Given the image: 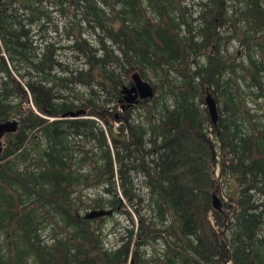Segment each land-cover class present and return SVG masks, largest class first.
Here are the masks:
<instances>
[{
  "label": "trees",
  "instance_id": "1",
  "mask_svg": "<svg viewBox=\"0 0 264 264\" xmlns=\"http://www.w3.org/2000/svg\"><path fill=\"white\" fill-rule=\"evenodd\" d=\"M263 91L264 0H0V264H264Z\"/></svg>",
  "mask_w": 264,
  "mask_h": 264
},
{
  "label": "water",
  "instance_id": "2",
  "mask_svg": "<svg viewBox=\"0 0 264 264\" xmlns=\"http://www.w3.org/2000/svg\"><path fill=\"white\" fill-rule=\"evenodd\" d=\"M120 92L122 95V99L126 102H135L138 99L150 97L153 93V88L151 84L140 77L137 71H133L131 73V81L128 85H121ZM204 103L205 107L207 109V113L210 117V120L212 122H215L217 112H216V106L213 97L210 93H206L204 95ZM82 110H75V111H66L63 112L62 115H69V116H75L78 113H81ZM17 126V119L12 117L5 120H0V153L2 150L3 141L1 140L2 136L6 132H12L16 129ZM211 205L214 208L219 209L221 205V201L216 196L215 193L211 194ZM111 213V209L109 208H96L91 209L88 212H86V216L92 217V216H98L102 214H108Z\"/></svg>",
  "mask_w": 264,
  "mask_h": 264
},
{
  "label": "rangeland",
  "instance_id": "3",
  "mask_svg": "<svg viewBox=\"0 0 264 264\" xmlns=\"http://www.w3.org/2000/svg\"><path fill=\"white\" fill-rule=\"evenodd\" d=\"M193 3L196 0H192ZM188 6H190L191 8H193L194 5H190L188 4ZM55 15V14H54ZM54 19H57L59 24L62 21L61 17L58 16H54ZM51 28H48L46 31V34L48 36H60L59 34H57V31H52L50 30ZM233 41H231L229 43V45L227 46V50H226V54H229L232 49H234L235 47L238 46L237 40L231 39ZM250 97L247 98V104H248V108L249 111H256L259 112L260 109L264 110L262 108H260L259 106L261 105L264 108V91L263 93H261L258 97H256L254 100L249 99ZM259 102L260 105L256 106L255 104ZM256 107V108H255ZM2 141L4 142V136L1 138ZM226 158H227V154H225ZM227 160V159H226ZM214 175H218V170H217V166L215 167V172ZM227 178L226 175L223 177L218 176L219 179V183L217 184L218 189L214 192L216 194V196L219 198V200L221 201V207L223 206L222 201H227V199H229V196L227 195L229 193V190L232 186H236V182L234 180H229V179H225ZM118 217V224L115 228L111 229L112 227L110 225H108L107 227H104V234L106 232V238H107V242H113L116 238H117V232H114L116 229H119V227L121 226V224L125 221L121 216H117ZM209 219L210 221H213V218L211 216V214H209ZM110 219H107V221H109ZM264 222V221H263ZM120 225V226H119ZM226 264H228V262H226Z\"/></svg>",
  "mask_w": 264,
  "mask_h": 264
}]
</instances>
